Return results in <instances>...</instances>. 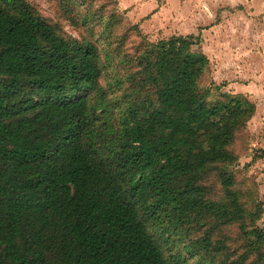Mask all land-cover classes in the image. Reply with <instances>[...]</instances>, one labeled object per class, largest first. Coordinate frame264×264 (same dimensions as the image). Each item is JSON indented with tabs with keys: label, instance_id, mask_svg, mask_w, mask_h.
<instances>
[{
	"label": "trees",
	"instance_id": "1",
	"mask_svg": "<svg viewBox=\"0 0 264 264\" xmlns=\"http://www.w3.org/2000/svg\"><path fill=\"white\" fill-rule=\"evenodd\" d=\"M138 36L115 123L97 47L0 0V264H177L147 229L159 213L200 233L192 247L217 264H264L262 208L241 201L230 149L255 103L202 84L210 61L193 36ZM234 224L237 256L214 239Z\"/></svg>",
	"mask_w": 264,
	"mask_h": 264
},
{
	"label": "rangeland",
	"instance_id": "2",
	"mask_svg": "<svg viewBox=\"0 0 264 264\" xmlns=\"http://www.w3.org/2000/svg\"><path fill=\"white\" fill-rule=\"evenodd\" d=\"M25 2L38 17L53 25L61 36L75 39L79 43L88 42L97 47L102 68L99 85L106 99L111 102L108 106L111 109L108 111L110 120L117 123L125 108L123 96L129 92L127 77L135 68L132 56L142 39L138 34L141 33L142 37L150 41L160 38H152L144 33L122 10L118 0ZM232 22L233 19L226 14H219L217 18L208 15L203 19L200 32L186 36L194 37V51L204 53L210 61V69L202 79L203 85L210 86L214 83L221 86L223 92L245 94L256 105L253 118L238 133L230 149L238 157L235 167L232 168L235 172V189L247 210L255 211L260 205L262 212L257 226L264 228V158L258 156L264 150V78H258L259 66L251 65L248 62L252 61L249 60L251 58L244 65L241 50L232 48L231 45L242 38V34L237 32L227 33L229 29L233 31L237 28L232 27ZM214 23H217V27L210 32ZM230 46L232 49L229 50ZM253 53L254 57H258L257 50ZM234 61H240V64L237 66L233 64ZM206 183L216 197L220 198L222 187L215 174H209ZM171 223V219L163 213H159L157 220L146 221L148 231L157 239L169 261L177 264H217L223 259V256H202L191 245L200 233L190 229L192 227L188 225L173 227ZM222 237L227 239L228 252L235 250L236 256L247 248V240H244L245 237L236 224L221 228L214 239Z\"/></svg>",
	"mask_w": 264,
	"mask_h": 264
},
{
	"label": "crops",
	"instance_id": "3",
	"mask_svg": "<svg viewBox=\"0 0 264 264\" xmlns=\"http://www.w3.org/2000/svg\"><path fill=\"white\" fill-rule=\"evenodd\" d=\"M118 3L144 33L158 39L196 34L206 16L217 18L219 14H226L233 19L232 27H237L227 33L242 34L241 41L232 44V48L241 50L244 65L251 58L248 62L259 66L258 78H264V0H118ZM216 27L214 23L210 32ZM256 50L258 57H254ZM233 64L238 66L240 61Z\"/></svg>",
	"mask_w": 264,
	"mask_h": 264
}]
</instances>
